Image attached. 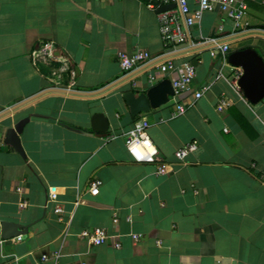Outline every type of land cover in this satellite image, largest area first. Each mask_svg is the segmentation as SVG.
<instances>
[{
	"label": "crops",
	"instance_id": "0c3cea01",
	"mask_svg": "<svg viewBox=\"0 0 264 264\" xmlns=\"http://www.w3.org/2000/svg\"><path fill=\"white\" fill-rule=\"evenodd\" d=\"M245 1L252 34L227 40L232 21L220 11L205 12L187 29L185 47L171 59L174 70L148 67L100 96L53 92L0 118V221L27 227L20 241H0V264H53L41 260L53 254L60 264H264V99L250 104L235 85L240 69L219 55L222 44L228 53L252 46L264 59V0ZM187 3L197 7L195 0ZM153 5L0 0V113L43 90L86 93L107 86L124 75L118 52L162 55ZM45 45L52 58H35ZM183 63L196 70L190 90L175 98L185 112L174 116L169 99L140 115L170 167L158 175L155 165L133 162L125 149L137 117H130L122 93L171 82ZM202 87L207 90L194 99ZM221 99L228 105L219 112ZM96 113L108 120L107 132L91 129ZM24 117L30 119L19 135L21 157L4 137ZM192 141L196 149L177 160L174 153ZM93 179L101 182L96 196L88 192ZM50 194L64 210L61 220ZM93 228L106 230L105 244L94 247L79 236Z\"/></svg>",
	"mask_w": 264,
	"mask_h": 264
},
{
	"label": "built area",
	"instance_id": "2783aa9c",
	"mask_svg": "<svg viewBox=\"0 0 264 264\" xmlns=\"http://www.w3.org/2000/svg\"><path fill=\"white\" fill-rule=\"evenodd\" d=\"M197 7L193 10L189 8L187 0H159L158 5L154 6L155 9H159L162 6L174 4L175 8L165 10L157 13V21L159 26V33L161 37L162 44L164 46L165 52L160 56H151L147 52L143 51H133V52H118L117 61L124 75L138 71L142 68L155 67L158 72L165 74L169 71L174 70V64L171 59L178 55L180 45L187 43V29L198 24L201 21L202 15L205 12H222L225 17L232 21L233 32L227 36V40L236 38L239 35L252 34L254 30L250 27L249 22L245 19L247 12V4L245 0H195ZM203 5V6H202ZM218 53L211 52L212 56ZM228 45L222 44L219 46V55L222 58V62H227ZM35 58L48 57L52 58L48 46H42L33 52ZM196 70L192 63H183L179 75L171 81V86L174 95L170 99L175 100L180 94L190 90V85L195 77ZM241 73L236 75V81ZM149 81H155L154 75H149ZM236 85V83H235ZM237 86V85H236ZM238 88V87H237ZM239 89V88H238ZM207 90V87H202L198 91L194 92V99H199L203 93ZM175 102V112L174 116L182 115L185 112V107ZM228 102L225 99H221L216 107L217 111H224ZM141 124V131L147 133V138L150 139L148 135L149 124L146 118L138 116L132 124L131 129L127 132L124 139V146L129 154L131 160L139 164H150L156 166V174L166 175L170 171V167L166 164L160 157L159 151L151 141L152 145L156 149L155 155L152 156L151 160L145 159L138 161L129 152V141L133 140L131 133L135 132L136 137L140 136L139 132H136V125ZM114 138V136H111ZM197 147L195 141L185 144L183 147L178 149L174 156L177 160H184L188 155H190ZM101 182L98 179H93L89 182L88 192L92 196H96L99 192V186ZM17 192L21 191V188L16 189ZM49 199L54 202L53 213L61 220L63 215V208L56 203V194H50ZM21 209L26 207V202H21L19 204ZM113 223L116 224V218L113 219ZM79 236L82 239L87 240L90 245L94 247H99L105 244L109 238L106 230L104 228H93L91 230L84 229L80 232ZM21 235L17 236L15 240L20 241ZM133 240H137V236H132ZM115 247H119L117 243ZM58 254H53L51 257L43 255L41 256L42 261H47L53 259V264H60L58 262Z\"/></svg>",
	"mask_w": 264,
	"mask_h": 264
},
{
	"label": "water",
	"instance_id": "95a60500",
	"mask_svg": "<svg viewBox=\"0 0 264 264\" xmlns=\"http://www.w3.org/2000/svg\"><path fill=\"white\" fill-rule=\"evenodd\" d=\"M175 8L174 4L160 7L157 12ZM264 35V34H263ZM184 45H180L179 48H184ZM227 63L233 68H238L241 71L239 78L236 81V85L243 93V96L250 104H257L264 99V59L263 57L252 47L245 46L236 48L227 54ZM148 68H142L138 71L123 75L114 82L107 86L95 90L93 92H78L73 90H43L26 100L15 104L11 108L4 110L0 113V118L10 114L13 111L20 109L22 106L35 101L43 95L53 92H59L77 96H100L109 91L118 89L127 84L136 75H142ZM174 95L171 82L168 79H164L157 84L151 86L145 93L136 95L133 91H124L122 93V100L129 109V115L131 118H136L141 114L149 112L151 109H157L169 102L170 97ZM29 117H24L17 121L13 127H10L5 132L4 142L11 146L16 152L24 157L23 150L20 145L19 135L21 134L25 124L28 123ZM109 123L103 114L96 113L91 118V129L99 133H105L108 131ZM27 227L20 224L0 221V241L10 240L16 238L19 235H26Z\"/></svg>",
	"mask_w": 264,
	"mask_h": 264
},
{
	"label": "clouds",
	"instance_id": "9594fccd",
	"mask_svg": "<svg viewBox=\"0 0 264 264\" xmlns=\"http://www.w3.org/2000/svg\"><path fill=\"white\" fill-rule=\"evenodd\" d=\"M141 128V124L136 125V132L140 133L138 138L136 137L135 132L131 133L134 138L129 141L128 150L138 161L145 159L151 160L152 156L156 153V149L152 145L150 139L147 138V133L142 132Z\"/></svg>",
	"mask_w": 264,
	"mask_h": 264
},
{
	"label": "trees",
	"instance_id": "16d2710c",
	"mask_svg": "<svg viewBox=\"0 0 264 264\" xmlns=\"http://www.w3.org/2000/svg\"><path fill=\"white\" fill-rule=\"evenodd\" d=\"M153 4L156 6L159 3V0H152Z\"/></svg>",
	"mask_w": 264,
	"mask_h": 264
}]
</instances>
